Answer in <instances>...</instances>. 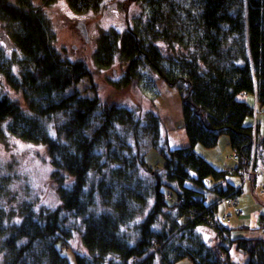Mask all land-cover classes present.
Listing matches in <instances>:
<instances>
[{
	"label": "trees",
	"instance_id": "trees-1",
	"mask_svg": "<svg viewBox=\"0 0 264 264\" xmlns=\"http://www.w3.org/2000/svg\"><path fill=\"white\" fill-rule=\"evenodd\" d=\"M71 3L87 8L92 2ZM196 4L198 11L189 15L193 36L182 25L181 38L169 41L170 70L163 65L161 45L147 41L146 35L138 37L131 28L124 46L132 59L143 60L169 86L178 88L192 144L212 146L226 134L231 148L247 163L253 125L258 126L255 108L264 105V0ZM0 15L15 25L12 38L17 50L8 55L0 45V123L6 121L12 131L45 146L60 199L54 208H35L27 202L20 219L0 204L4 264H70L65 253L66 236H71L66 230L68 217L80 220V241L90 253L73 249L77 264H172L184 256L194 264H233L228 257L231 244L248 254L246 264H264V240L232 238L224 220L211 225L208 220L223 200L207 205L203 193L186 185L189 179L204 185L207 177L221 178L222 171H215L192 146L171 149L167 139L160 150L162 169L149 167L138 146L130 157L122 156L113 139L124 142L117 129L121 124L130 125L134 133L139 130L134 112L68 90L91 72L84 61L62 55L49 34L47 18L28 0L14 5L0 0ZM150 21L158 33L169 30ZM117 39L108 36L103 41L102 59L107 64L113 60ZM56 114L66 118L55 122ZM257 131L260 147L253 167L264 166V126ZM253 177L246 180L256 184ZM4 186L0 182V197ZM214 191L220 197H236L241 188L219 186ZM180 198L184 202L178 205ZM193 208L201 213L193 214Z\"/></svg>",
	"mask_w": 264,
	"mask_h": 264
},
{
	"label": "rangeland",
	"instance_id": "rangeland-1",
	"mask_svg": "<svg viewBox=\"0 0 264 264\" xmlns=\"http://www.w3.org/2000/svg\"><path fill=\"white\" fill-rule=\"evenodd\" d=\"M28 1L34 10H41L47 18L49 34L53 33L54 45L61 49L62 55L70 60L84 61L91 72L90 76L82 78L68 90H79L83 95L96 96L102 103L114 102L123 106V109L134 112L139 120L140 126L136 133L130 129V125L119 124L117 127L119 138L124 142L117 138L113 141L117 148H121L122 156L130 157V152L135 151L138 146L140 152H145V163L149 167L162 169L165 162L160 150L166 146V134L170 139L176 137L180 140L176 147L192 146L215 171H222L223 176L218 179L207 177L203 181L204 185L189 179L186 185L203 193L205 203H212L220 197L214 191L215 187L227 188L234 185L241 188V192L236 197L233 196L239 202L237 209L241 211L240 214L234 211L233 203L224 200L218 202L217 214L227 215L224 222L230 227L232 238L260 237L264 240V166L259 163V167L253 168V178L256 179L258 175V182H254L256 184L251 180L242 182L240 175L234 172L239 164L230 158L234 150L228 135L221 134L218 142L212 146H206L201 141L192 144L184 125L178 88L169 86L143 60L132 59L124 46V39L131 28L138 37L146 35L147 41L151 38L155 44L161 45L163 65L170 70L173 66L168 62L171 57L169 41L181 38L178 27L182 25L183 31L193 36L194 23L189 20V15L198 11L196 0H90L92 3L87 8L76 7L71 0ZM6 2L14 5L20 3V0ZM150 18L159 27L167 25L169 30L162 33L154 31L155 25ZM74 22L87 24L89 40L86 41L78 35V26ZM14 26L9 18L0 15V45L8 55L16 54L17 51L12 38ZM108 36L112 39L118 36V46L113 53V60L107 64L102 59L105 50L102 44ZM130 77L133 78L132 82H128ZM13 91V96H16ZM255 113L256 121L264 125V105L256 107ZM65 118L64 114H56L53 121H62ZM92 130L93 128L89 132L92 133ZM51 171L45 146L12 131L6 121L0 123V182L5 185L0 204L7 207L13 217H22V209L27 202H32L35 208L58 206V188L50 178ZM191 176L194 175L191 173ZM67 220L66 230L71 231V236H66L68 249L65 253L70 256V264H77L74 250L82 255L90 253L80 241L83 233L80 220L71 217ZM211 236L217 239L214 233ZM220 257L224 259L225 255L221 254ZM228 257L233 264H246L249 259L248 254L234 244H231ZM159 258L157 256L160 262ZM6 261V256L0 253V264ZM45 261L48 263V260ZM172 264L194 263L184 256L174 260Z\"/></svg>",
	"mask_w": 264,
	"mask_h": 264
},
{
	"label": "built area",
	"instance_id": "built-area-1",
	"mask_svg": "<svg viewBox=\"0 0 264 264\" xmlns=\"http://www.w3.org/2000/svg\"><path fill=\"white\" fill-rule=\"evenodd\" d=\"M254 124H255V120H254ZM254 126V133H253V145H252V154H251V159L246 163H243L238 155V153L234 152L233 154H231L230 158L232 159H235L236 163H238L239 165L234 169V172H236L237 174L240 175L241 177V180H246L248 179L251 175H253L254 173V167H253V163H254V155H255V152L256 150L259 149L260 145H257V139H259V136L258 134L255 133V130L257 132V126L256 125H253ZM209 184V183H208ZM235 191V190H234ZM262 192H264V187H262ZM170 196V195H168ZM219 200L222 201H230L231 203L234 204V207H235V212L240 214V210L237 209V206H238V200L235 198V197H230V196H222V197H219ZM184 202V199L183 198H180L179 199V202H178V205L179 204H182ZM192 213L193 214H200L201 212L198 211L196 208H193L192 209ZM227 218V215L226 214H223L222 216H219V214H217L216 212H213V215L212 217L208 220L209 223H211V225H214V226H217V225H220V223L225 220Z\"/></svg>",
	"mask_w": 264,
	"mask_h": 264
},
{
	"label": "crops",
	"instance_id": "crops-1",
	"mask_svg": "<svg viewBox=\"0 0 264 264\" xmlns=\"http://www.w3.org/2000/svg\"><path fill=\"white\" fill-rule=\"evenodd\" d=\"M257 124H258V126H260V129L262 128V126H264V125H260L258 122H257ZM166 139H167V144H168V146L171 148V149H174V148H176V146L175 145H178L179 143H180V140H178L176 137H173L172 139H170V138H168V136H167V134H166ZM170 140H172L171 141V144L173 145H171L170 146ZM258 178V177H257ZM257 178H256V180H257ZM258 181V180H257ZM205 203V202H204ZM205 204H210V203H205ZM217 208H218V206H217ZM264 229V228H263ZM263 234V233H262Z\"/></svg>",
	"mask_w": 264,
	"mask_h": 264
},
{
	"label": "flooded vegetation",
	"instance_id": "flooded-vegetation-1",
	"mask_svg": "<svg viewBox=\"0 0 264 264\" xmlns=\"http://www.w3.org/2000/svg\"><path fill=\"white\" fill-rule=\"evenodd\" d=\"M80 24L83 25V27H81ZM74 25H77V26H78V31H77V32H78V35H79V36H82V38H83L84 40H87V39L89 40L87 24H85V26H86L85 28H86V32H87L86 35H87V37H88V38H86V39L83 37V35H82V31H81V30H82L81 28H84V24L74 22ZM257 134H258V131H257ZM258 136H259V135H258Z\"/></svg>",
	"mask_w": 264,
	"mask_h": 264
},
{
	"label": "water",
	"instance_id": "water-1",
	"mask_svg": "<svg viewBox=\"0 0 264 264\" xmlns=\"http://www.w3.org/2000/svg\"><path fill=\"white\" fill-rule=\"evenodd\" d=\"M80 25H81V24H80ZM81 27H83V25H81ZM85 27H86V26H85V24H84V28H81V29H82L81 31H82V35H83V37L86 39V38H88V37H87V35H86L87 32H86V28H85ZM87 40H88V39H87ZM87 40H86V41H87ZM74 46H75V45H73L72 47L74 48ZM198 199H200V196H198Z\"/></svg>",
	"mask_w": 264,
	"mask_h": 264
},
{
	"label": "clouds",
	"instance_id": "clouds-1",
	"mask_svg": "<svg viewBox=\"0 0 264 264\" xmlns=\"http://www.w3.org/2000/svg\"><path fill=\"white\" fill-rule=\"evenodd\" d=\"M256 125V124H255ZM257 126V125H256ZM257 128H258V126H257Z\"/></svg>",
	"mask_w": 264,
	"mask_h": 264
}]
</instances>
